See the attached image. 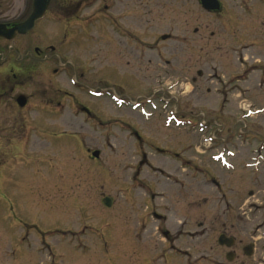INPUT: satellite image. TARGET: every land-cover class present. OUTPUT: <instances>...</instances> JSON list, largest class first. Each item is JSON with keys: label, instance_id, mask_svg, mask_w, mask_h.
I'll return each mask as SVG.
<instances>
[{"label": "rangeland", "instance_id": "obj_1", "mask_svg": "<svg viewBox=\"0 0 264 264\" xmlns=\"http://www.w3.org/2000/svg\"><path fill=\"white\" fill-rule=\"evenodd\" d=\"M220 1L214 15L198 0H131L161 66L35 79L96 119L67 100L20 113L19 133L0 126V264H264V0Z\"/></svg>", "mask_w": 264, "mask_h": 264}, {"label": "flooded vegetation", "instance_id": "obj_2", "mask_svg": "<svg viewBox=\"0 0 264 264\" xmlns=\"http://www.w3.org/2000/svg\"><path fill=\"white\" fill-rule=\"evenodd\" d=\"M130 2L131 0H0V126H10V132L19 133L22 129L18 122L20 113L32 112L37 105L44 109H57L67 100L75 111L96 119L92 107L71 93L64 90L63 95L58 98H51L49 93H45L46 83H36L35 79L41 77L43 80L49 67L65 69L97 65L105 66L110 71L113 67L141 66L147 62L161 66L160 44L156 38L150 44L147 42L149 13L145 9L131 11ZM219 2V10H206L207 13L221 15L224 8L220 0ZM25 24H30L31 27L25 31L17 29ZM159 37L163 40L169 38V35L161 34ZM240 45L247 49V45ZM148 50L152 51L149 57ZM56 71L58 70H53L55 73ZM197 74L202 76L201 71H197ZM235 76L241 81V75ZM46 80L50 83L47 78ZM191 80L196 82L195 77ZM263 83L264 78L260 85ZM49 87L51 89L50 84ZM223 88L224 86L216 87L215 90L224 97ZM194 89L195 87L192 92ZM57 92L60 90L57 89ZM169 93L173 96L172 92ZM52 101L56 102L52 104ZM133 134L139 139L136 131ZM11 140L24 146L25 142L19 136H14ZM161 235L165 242L170 241L168 230H162Z\"/></svg>", "mask_w": 264, "mask_h": 264}, {"label": "water", "instance_id": "obj_3", "mask_svg": "<svg viewBox=\"0 0 264 264\" xmlns=\"http://www.w3.org/2000/svg\"><path fill=\"white\" fill-rule=\"evenodd\" d=\"M200 3L202 5V7L206 10H219L220 9V2L218 0H200ZM31 25L30 24H25V25H21L19 26L17 29L19 31H25L26 29L30 28ZM100 152L98 150H94L92 151L91 155L95 158L99 157ZM112 202V199L110 197H104L102 199V203L106 206H110ZM218 243L220 245H226L227 247L231 246L233 243V239L229 238L227 236H225L224 234H221L218 237ZM244 252L246 255H250L252 253L251 250V245L247 246L246 248H244ZM228 259L232 258V254H228L227 255Z\"/></svg>", "mask_w": 264, "mask_h": 264}]
</instances>
